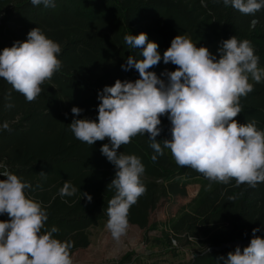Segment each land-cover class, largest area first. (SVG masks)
<instances>
[{"label": "trees", "instance_id": "16d2710c", "mask_svg": "<svg viewBox=\"0 0 264 264\" xmlns=\"http://www.w3.org/2000/svg\"><path fill=\"white\" fill-rule=\"evenodd\" d=\"M35 27L61 45L62 67L41 85V94L30 103L0 78V125L8 122L11 128L0 129V163L31 183L26 194L46 207L45 227L56 226V238L73 242L71 255L87 249L89 230L107 222L108 201L115 194L107 186L116 168L100 151L109 143L107 138L90 146L77 140L68 125L73 119L97 120V97L105 86H113L117 79H139L134 68H121L129 55L143 58L141 49H131L124 42L126 34L146 33L149 41L158 43L161 57L180 34L197 47L220 44L235 35L252 42L259 66L264 67V9L244 15L226 7L223 0H55L54 8L34 6L31 0H0V51L15 41H25ZM175 68L161 59L149 71L160 77L165 69ZM240 104L243 110L237 121L255 120L264 130V82L254 83V90L241 97ZM73 107L83 109L80 116L72 114ZM160 127L157 141L171 139L167 116L161 117ZM148 138L147 133L137 135L118 150L138 156L145 166L142 181L147 191L131 206L129 226L156 231L151 214L164 200L187 197L194 183L201 186L197 197L186 211L164 224L162 240H156L195 246L193 258L181 264H224L219 258L226 259L235 248L221 247L250 242L254 228H260L256 235L264 237V183L250 188L236 186L234 180L228 185L210 182L195 170L178 166L170 150L153 162ZM65 181L90 194L92 201L79 192L61 197L58 191ZM229 196L236 199L229 201ZM8 219L7 214L0 215V220ZM120 264H134L132 256Z\"/></svg>", "mask_w": 264, "mask_h": 264}, {"label": "clouds", "instance_id": "9594fccd", "mask_svg": "<svg viewBox=\"0 0 264 264\" xmlns=\"http://www.w3.org/2000/svg\"><path fill=\"white\" fill-rule=\"evenodd\" d=\"M31 4L54 8L55 0H31ZM223 4L244 15L264 9V0H223ZM123 39L131 49L142 50V59L129 55L121 65L124 71H138L139 79H117L113 86H105L97 97V120L73 119L68 125L77 140L90 146L109 140L100 151L116 168L107 186L115 192L106 210L105 227L112 237L119 240L125 235L130 208L147 191L141 159L118 151L137 135L148 134L153 162L170 150L178 166L191 168L210 182L228 185L234 180L236 186L246 184L250 188L264 183V130L255 120L240 123L236 119L243 110L241 97L254 90V83L264 82V67L259 66L252 42L234 35L220 42L217 56L180 34L161 57L158 43L149 41L144 32L126 34ZM61 51L58 42L35 27L25 41H15L0 51V78L27 102H33L42 92L41 85L61 70ZM161 59L165 65L176 66L160 74L165 79L149 71ZM82 111L79 107L71 109L74 116ZM162 116L171 122V139L159 142L156 137L162 131ZM0 129L11 131L8 122ZM0 176L6 177L0 180V215L9 217L0 220V264H74L73 242L56 238V226L45 227L49 218L46 207L26 194L32 189L31 183L2 163ZM78 192L92 201L90 194L81 192L70 181L64 182L58 194L72 197ZM235 199L228 197L229 201ZM259 231L252 230L253 238L243 250L237 246L226 259H219L224 264H264V237L256 235Z\"/></svg>", "mask_w": 264, "mask_h": 264}, {"label": "rangeland", "instance_id": "374dc122", "mask_svg": "<svg viewBox=\"0 0 264 264\" xmlns=\"http://www.w3.org/2000/svg\"><path fill=\"white\" fill-rule=\"evenodd\" d=\"M219 43L207 47L218 56ZM219 58V57H218ZM201 186L191 184L188 196L162 201L151 214V223L158 225L156 231L146 232L137 226L128 229L119 240L112 237L106 229V222L89 230L90 246L72 255L74 264H120L124 257L131 255L134 264H181L193 258L195 246L182 247L177 243H159L162 240L164 224L176 218L188 209L189 204L197 197Z\"/></svg>", "mask_w": 264, "mask_h": 264}, {"label": "water", "instance_id": "95a60500", "mask_svg": "<svg viewBox=\"0 0 264 264\" xmlns=\"http://www.w3.org/2000/svg\"><path fill=\"white\" fill-rule=\"evenodd\" d=\"M250 242H239L237 244H233V245H226V246H223L221 247L220 249H225V248H236L237 246H240L241 248L242 247H245V246H248Z\"/></svg>", "mask_w": 264, "mask_h": 264}]
</instances>
